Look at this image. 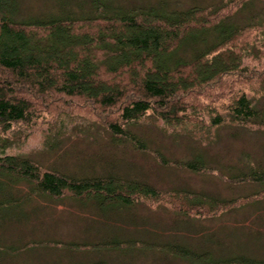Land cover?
<instances>
[{
  "label": "trees",
  "instance_id": "1",
  "mask_svg": "<svg viewBox=\"0 0 264 264\" xmlns=\"http://www.w3.org/2000/svg\"><path fill=\"white\" fill-rule=\"evenodd\" d=\"M128 1L59 0L65 15L20 20L19 1L0 0V226L22 217V203L33 195L52 199L70 193L84 203L93 200L105 214L126 211L133 194L149 201L157 195L146 182L114 175L77 178L8 153L12 131L33 132L45 112L89 117L98 112L114 144L125 138L143 141L130 128L148 119L170 128L194 122L188 134L198 138L203 129L211 138L212 129L226 126L264 131V9L258 11L264 0L194 1L186 7L171 0ZM195 108L203 114L198 116ZM243 158L233 184L264 188V163ZM187 165L195 171L204 167L197 156ZM19 183L29 187L25 200L13 190ZM262 198L264 190L220 202L200 216ZM198 199L190 202L203 203ZM180 243L148 247L195 264H264L240 256L225 259ZM120 246L116 240L94 247Z\"/></svg>",
  "mask_w": 264,
  "mask_h": 264
},
{
  "label": "rangeland",
  "instance_id": "2",
  "mask_svg": "<svg viewBox=\"0 0 264 264\" xmlns=\"http://www.w3.org/2000/svg\"><path fill=\"white\" fill-rule=\"evenodd\" d=\"M18 1L20 20L65 15L59 0ZM133 1L140 3L129 0L128 4ZM171 1L180 7L194 1L206 5L217 2ZM262 9L264 4L258 5V11ZM100 74L105 75L103 71ZM195 109L198 116L203 114ZM54 112L43 113L33 132L14 129L8 153L77 178L114 175L146 182L157 195L149 201L133 194L130 208L107 214L97 210L93 200L84 203L70 193L52 199L33 195L32 201L22 203V217L9 218L0 226V264H89L100 260L106 264H195L162 248H150L174 240L225 259L240 256L264 260V198L238 202L217 215L200 216L203 211L220 207V202L264 190L257 183L233 184V177L244 165V156L264 163V131L226 126L212 129L211 138L203 129L199 134L203 137L198 138L188 134L194 122L185 123L186 128H170L148 119L130 128L143 141L135 143L125 138L114 144L103 123L106 118L98 112H92L91 117L74 112L58 116ZM196 156L204 163L199 171L187 165ZM13 190L21 197L30 193L25 183ZM192 197H199L203 203L190 202ZM116 240L123 249L95 250V245H110ZM134 245L137 247L129 248ZM143 245L147 247H140Z\"/></svg>",
  "mask_w": 264,
  "mask_h": 264
}]
</instances>
